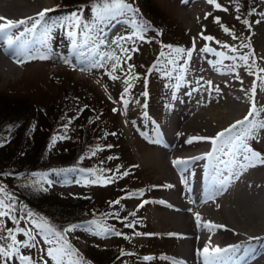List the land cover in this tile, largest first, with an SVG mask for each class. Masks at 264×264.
I'll use <instances>...</instances> for the list:
<instances>
[{
	"label": "rangeland",
	"instance_id": "1",
	"mask_svg": "<svg viewBox=\"0 0 264 264\" xmlns=\"http://www.w3.org/2000/svg\"><path fill=\"white\" fill-rule=\"evenodd\" d=\"M47 1L42 10L51 9L54 4L56 9L47 14L33 36L36 39L34 49L41 54L48 53L49 59L26 57L17 73L9 77L0 75V130L5 129L4 134H0V152H9L0 162V186L4 189L0 198L7 202L6 196L11 195L16 208L12 214L23 217L19 224L4 218L0 231L7 235L4 229H28L32 227L28 223L32 218H42L58 231L76 225L75 230L66 235L75 252L65 259V264H96L95 258L100 255L104 257V260L101 258L104 264H173L174 260L180 261L175 228L163 214L168 209L164 200L168 199L167 190L147 161L146 153L160 138L158 130L163 111L171 100L172 88L178 80L176 76L183 68L180 65H185L189 58L181 54L176 64H170L168 61L177 54L158 56V52L166 50V45L173 41L186 51L192 50V54L201 51L205 45L214 51L224 49L223 45L237 48L236 59L225 63L229 66L224 71L235 65L233 71L224 75L227 85L208 87L215 99L204 98L206 101L198 108L213 103L220 105L233 94L242 93L245 96L236 120L242 119L250 107L246 91L256 80V75L249 72L264 75L259 71L264 68V0H244L243 3L240 0H216L221 6L219 9L207 0H127L135 11L117 17L123 19L122 22L115 19L102 23L92 11L96 1ZM195 7L199 15L190 24ZM73 12H79L82 22L89 25V35L97 41L106 37L104 44H98V51H114L120 58V67L112 73L119 79L113 80L108 75L111 65L116 62L112 60L103 69L81 70L87 68V64L80 63L83 59L77 54L80 49L73 50V37L68 35L71 27L65 20ZM245 20L248 25L244 24ZM54 22L56 26L52 27ZM61 24L65 26L60 27ZM132 24L141 28L133 30ZM48 28L51 31L46 35ZM137 30L144 36L143 40L133 37V41H120L123 48L137 51L123 53L112 43ZM77 31L75 39L83 45L85 32ZM201 34L213 39L203 40ZM242 44L248 47H241ZM241 55H248V64L254 62L255 67L245 66L239 59ZM127 56L131 59L126 60ZM154 60L162 66L151 69L144 83L136 69L139 67L141 71ZM126 87L127 106L120 99ZM62 89H65L64 93ZM19 99H23L21 103ZM255 102L258 115L252 118V123L259 124L264 122V87L259 81ZM16 105L20 110L15 109ZM114 108L116 112H113ZM53 109L54 113L47 116ZM16 113L19 114L16 116ZM33 137L38 146L36 152L29 148ZM242 143L264 156V129L256 128L254 138H244ZM230 145L242 148L239 141ZM15 147H25L23 159L15 157ZM35 157L39 161L35 160L37 166L33 167ZM125 172L128 174L123 175ZM109 177L111 182L105 183ZM127 184L131 187L124 188ZM36 194L40 198L34 206L32 196ZM117 200L118 204L113 203ZM63 202L77 208L78 213L68 218L49 211L40 213L42 206L49 208ZM110 207H115L123 216L125 212L135 213L137 226L116 223L113 219L115 209L104 212ZM28 212L33 213L32 218L27 216ZM102 227L114 231L107 233ZM95 232L100 235L93 234ZM115 232L121 235L117 236ZM16 236L18 240H27L21 233ZM37 239L40 241L38 247H21V254L32 257L35 264H41V257L48 264H55L46 255L50 245L43 243L40 237ZM152 252H161L163 256ZM137 255L153 259L137 262L133 260ZM168 259H172L171 262ZM11 264L22 262L17 259Z\"/></svg>",
	"mask_w": 264,
	"mask_h": 264
},
{
	"label": "bare ground",
	"instance_id": "2",
	"mask_svg": "<svg viewBox=\"0 0 264 264\" xmlns=\"http://www.w3.org/2000/svg\"><path fill=\"white\" fill-rule=\"evenodd\" d=\"M47 3V0H0V17L12 21L36 17ZM191 14L190 24L198 17L199 10ZM220 52L229 57L223 60V64L218 63L221 58L216 53ZM235 55L229 48L192 54L183 66V78L174 84L171 100L163 111L158 130L160 138L146 153L147 161L167 190L168 199L164 200L168 209L163 213L164 219L175 228L179 242L178 258L184 264H204L197 256V250H202L209 242L212 247L239 246L224 254L220 264H264V167L257 163L247 170L240 169L236 161L241 147L230 149L229 145L225 146V152L217 153L212 160L193 159L209 152L212 146L207 140L187 143L192 137H214L236 121L245 96L242 93L233 94L220 105L213 103L198 108L206 99H215V95L209 92L210 86L227 85L224 75L229 71L224 70L229 65L225 63ZM20 66L21 63L15 62L12 50L5 52L0 44V75L9 77L17 73ZM180 76L181 71L177 78ZM177 158L189 161L183 172L173 167L172 161ZM225 166L228 168L225 179L233 172L237 175L232 177L225 190L217 194L214 184ZM182 179L187 185L181 182ZM197 214L202 224L211 221L224 227L211 232L203 226L198 229ZM249 237L261 239L250 240Z\"/></svg>",
	"mask_w": 264,
	"mask_h": 264
},
{
	"label": "snow or ice",
	"instance_id": "3",
	"mask_svg": "<svg viewBox=\"0 0 264 264\" xmlns=\"http://www.w3.org/2000/svg\"><path fill=\"white\" fill-rule=\"evenodd\" d=\"M209 4H215L216 8H220L221 6L216 3V0H207ZM226 10V9H225ZM54 11V9H44L39 12L36 17H28L24 19H20L18 21L8 20L5 17H0V44H2L5 48V52H8L9 49L12 50V55L15 58V62L23 63L25 62L22 57H27L29 59L37 58L40 60L49 59L48 53H39L38 50L29 47V42L25 39L29 34H35L38 27L41 25L42 21H44L45 16L48 12ZM92 11L95 13L96 19L98 22H103L105 20H115L117 17L124 15L129 11H135L131 8V5L127 3V0H97L93 4ZM239 19V17H237ZM65 20L70 24L71 30L68 32L70 37H73L72 46L73 50L78 51V55L83 57L80 61L82 65L87 64V68H83L81 70H92V69H103L106 67L108 61H116L111 65V72L108 73L111 79L116 80L119 79L118 76L113 75L112 73L116 72V70L120 67L119 57L116 53L113 52H102L98 51V44H104L105 39H100L97 41L94 37L89 35L91 29L89 25L84 24L81 20V16L79 12H73L69 17H65ZM217 22L218 19H217ZM248 21L245 20L244 24L248 25ZM259 23V21H256ZM55 22L52 27H55ZM64 24H61L60 27H64ZM250 26V25H249ZM22 29V30H21ZM14 30H17L14 32ZM77 30H83L85 32L86 39L83 45L78 44L75 37L78 35ZM51 29H46L47 32H50ZM103 29H101L102 33ZM225 32H228V29H224ZM133 37H137L140 40L144 39V36L140 34V31H134L132 35L129 36H121L117 40H113L112 43L116 44L117 47L121 49L123 53H127L129 51H137L138 49L132 48H123L120 44V41H133ZM201 39L203 40H212L213 37L204 36L201 34ZM32 43H36V41H32ZM219 43V42H218ZM171 48V46H167ZM195 47V39L193 41V50ZM225 48H229L231 52H237L238 49L234 47H230L228 45H223ZM241 47H248V45L242 44ZM173 52L177 54L176 57L171 58L168 63L176 64L177 60L181 58V54L186 56L187 58H191L192 50H185L183 48L177 47L172 49ZM201 51L203 52H214V49L205 45ZM163 55V52L161 53ZM171 55V53L169 54ZM218 57L221 59L218 63L223 64L224 59H228L229 57L224 53H216ZM127 59H131L130 56L126 57ZM231 59L235 60L236 57H231ZM240 60L243 61L245 66H248L249 69L255 67V63L252 65L248 64L249 56L241 55L239 57ZM67 63L68 61L65 60ZM131 67V66H129ZM235 65L232 68H228V71H233ZM185 69L181 68V76L178 79L183 78V72ZM260 73H264V68L259 70ZM250 75H256V80L253 81L252 87L246 91V95L249 97L250 107L247 114L239 120H236L232 123L228 128L223 129L222 131L216 133L214 137H192L187 140V143L191 144L194 140H207L211 144V150L205 153L201 157L193 158V159H207L212 160L213 157L219 152H225V146L232 144L234 141H239L242 144V148L239 151V159L236 161L237 167L243 170H247L248 167H255L257 163L264 165V156H262L259 152L253 151L246 144H243L242 141L244 138L253 137L256 131V128L259 127L264 129V122L259 124H253L252 118L258 115V109L255 102V95L257 91V81L260 82V85L264 87V75L249 72ZM131 85H129L130 87ZM219 91V89H217ZM128 92V87L124 89V92L121 94V101L125 106H127L128 101L124 99V95ZM147 95V93H145ZM111 99V97H109ZM175 98V97H173ZM117 109H113V112H116ZM236 133V135H233ZM114 135V133H113ZM55 143V138L53 139V144ZM95 154V153H93ZM187 159L177 158L172 161L173 167L177 168L178 171L183 172L185 170L184 166L188 164ZM223 163V161H221ZM228 172V168L225 166L224 170L220 172L219 177L215 181L214 187L216 189V193L219 194L223 190H225L226 185L231 182L233 176H236L237 173L233 172L228 175V178L225 179V173ZM125 172L123 175H127ZM111 177H109L105 183L111 182ZM96 181H93L95 183ZM183 184L187 185V181L182 179ZM166 187H173V185H166ZM3 186H0V193H3ZM7 202L4 198H0V228H3V220L4 218L10 219L14 224H19L20 220L23 217H18L13 215L12 213L16 211L15 203L11 195L6 196ZM119 203V200L113 202ZM147 203V201H145ZM142 206V205H141ZM135 215V213H132ZM27 216L32 218L33 213L28 212ZM197 228L199 229L201 226L206 228L208 231H213L216 228H223V225H216L211 221H204L201 223V218L199 214L196 215ZM32 225V227L25 229L23 227H17L15 230L13 229H4L7 235L3 234V231H0V241H4V243H0V264H11L14 260H19L22 264H35L33 258L27 255H23L20 252L21 247L24 248H36L38 247L39 240L37 237H40L43 240V243L50 245L46 249L47 257L51 258L55 264H65V259L74 254L75 249L72 248L71 244L68 242L66 235L68 232L75 230L76 225L69 226L68 228L62 229L58 231L56 228L50 226L46 220L42 218L36 219L32 218L28 221ZM95 223V222H93ZM127 227H132V224H127ZM102 231L107 233H111L114 230L111 228H103ZM16 233H21L23 236L27 237V240H18ZM95 235H100V232L93 233ZM115 235L120 236V232H115ZM139 235V233H137ZM172 235V234H170ZM250 240L256 239L259 240L261 237H249ZM238 245H230L226 248H220L219 246L212 247L210 242L206 244L202 250H197V256L203 259L204 264H220V261L224 254L233 251L238 248ZM144 260H151L153 257H144ZM41 264H48V261L41 257ZM173 264H184L183 261L174 260Z\"/></svg>",
	"mask_w": 264,
	"mask_h": 264
},
{
	"label": "trees",
	"instance_id": "4",
	"mask_svg": "<svg viewBox=\"0 0 264 264\" xmlns=\"http://www.w3.org/2000/svg\"><path fill=\"white\" fill-rule=\"evenodd\" d=\"M94 1H96L97 2V0H85V1H81V2H88V3H90V2H94ZM240 2L241 3H243L244 2V0H240ZM78 3V2H77ZM166 46H171V48H169V47H167V51H169V50H171L173 47H175V46H178L177 45V43H175V41H173L171 44H168V45H166ZM150 70H151V62L150 63H148L141 71H139V67L136 69V71H138V75H139V77H141L142 76V78L145 80L144 81V83H146V81L148 80V78H149V76H150ZM66 89V88H65ZM65 89H62V92L64 93L65 92ZM20 95L22 94V93H19ZM20 98H25L24 96H19ZM23 99H19V102L21 103L22 102V100ZM52 102L53 101H50V104H52ZM15 109H17V110H20V106L19 105H16V107H15ZM54 113V109H53V111L52 112H47V116H49V115H51V114H53ZM19 113H16V116L18 115ZM0 124H1V122H0ZM6 125V124H5ZM5 125L3 126V128L5 127ZM4 132H5V129L3 130V131H1L0 130V134H4ZM35 141V139H34V137H33V139H32V143H31V145H29V148H31L32 149V151L33 152H36L37 151V148H38V146H37V142H34ZM16 148V155H15V157L17 158V159H23L24 157H23V155L25 154V150H24V148L25 147H15ZM7 153H9L8 151L7 152H5L4 153V151H2V152H0V155H1V159H0V162H2V157H4V154H7ZM12 154V153H11ZM14 155V154H13ZM64 156H65V154H64ZM35 160H38L39 161V158L38 157H35V159L32 161V164H35ZM37 165L35 164V166H33V167H36ZM32 167V168H33ZM129 187H131V185H129V184H127V185H124V188H129ZM38 195H42V194H38ZM40 197H37V194L36 195H34V196H32V205H34V206H36L35 205V201L37 200V199H39ZM43 204H46V203H43ZM110 209H115L114 210V216H113V219H115V221H116V223H123V224H125V225H127V224H129V222H131V224L133 225L132 227H135V226H137V223H136V221H135V219H134V216L133 215H131V214H128L127 212H125L124 213V216L123 215H121L120 214V212L115 208V207H110V208H108V209H106L104 212H108ZM42 210V211H41ZM48 211L49 212H54L55 214H59L60 213V215H65V217L66 218H68L69 216H72V215H76L77 213H78V210H77V208H74V207H72V206H70V204H68V203H65V202H63L62 204H60V203H58V204H52V205H50V207L48 208V207H45V206H42L41 208H40V213L41 214H45L44 212H47L48 213ZM108 216H109V214H108ZM122 220V221H121ZM121 221V222H120ZM140 246V245H139ZM155 254L156 256L157 255H159V256H163V254L161 253V252H152L151 254ZM155 255H153V256H155ZM145 257V256H144ZM144 257H142V256H140V255H137L136 257H134L133 258V260L134 261H141V262H143V261H145L143 258ZM104 260V257H103V255H100V257L99 258H95L97 261H95L96 262V264H104L105 262H103L102 261V259ZM100 261H102V262H100ZM107 263H110V260L109 261H106Z\"/></svg>",
	"mask_w": 264,
	"mask_h": 264
}]
</instances>
